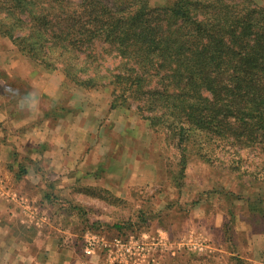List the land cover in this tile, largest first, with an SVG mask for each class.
<instances>
[{
  "label": "rangeland",
  "instance_id": "rangeland-1",
  "mask_svg": "<svg viewBox=\"0 0 264 264\" xmlns=\"http://www.w3.org/2000/svg\"><path fill=\"white\" fill-rule=\"evenodd\" d=\"M165 3L150 0L152 7ZM12 47L17 52L0 37V54ZM17 54L15 63H28L31 75H52L59 85L58 106L80 114L72 136L78 148L82 141L86 148L79 152L78 167L59 175L46 169L36 188L16 184L25 163L11 169L16 182L11 185L29 204L21 208L15 197L2 208V235L22 237L31 255L54 237L60 264H190L193 257L232 264L228 252L251 264L247 256L264 250V153L227 147L205 163L189 149L186 172L180 175V155L164 133L151 128L135 107L110 108L111 87H77L61 71ZM0 243V264L22 261L6 240ZM31 258L27 261L35 264Z\"/></svg>",
  "mask_w": 264,
  "mask_h": 264
},
{
  "label": "trees",
  "instance_id": "trees-1",
  "mask_svg": "<svg viewBox=\"0 0 264 264\" xmlns=\"http://www.w3.org/2000/svg\"><path fill=\"white\" fill-rule=\"evenodd\" d=\"M0 37L77 87H111L110 108L135 107L164 133L180 175L191 150L205 163L227 147L264 153V4L0 0Z\"/></svg>",
  "mask_w": 264,
  "mask_h": 264
},
{
  "label": "crops",
  "instance_id": "crops-1",
  "mask_svg": "<svg viewBox=\"0 0 264 264\" xmlns=\"http://www.w3.org/2000/svg\"><path fill=\"white\" fill-rule=\"evenodd\" d=\"M11 50L10 53L0 54V217L2 208H8L9 202L16 201L15 197L20 198L21 202L18 203L21 208H26L29 204L24 193L13 187L16 183L12 178L15 166L25 163V173L20 175L19 183L16 184L20 186V183L26 182L36 188L46 169L59 175L65 170L78 167L79 152L86 148L84 141L81 148H78L77 138L72 136V133H76L73 129L80 114L71 110V106L69 109L58 106L60 103L55 99V93L59 91V85L54 83L52 75H31L28 63L17 61L16 64L14 59L18 54L13 47ZM21 68L25 71L24 74L19 73ZM13 82L21 84V87L13 86ZM81 115L84 116L85 113ZM86 135L87 132L82 133V136ZM13 190L15 193L8 195ZM2 196H8L11 200ZM32 213L36 221L44 222L43 218L39 219L35 212ZM5 240L17 250L14 255L22 260L5 264H32V261H27L31 256L33 261H37L35 264H60L56 259L59 250L54 237H48L46 240L50 242L38 247L33 255L29 244L22 237L12 232L4 235L0 233V241ZM46 240L44 237L41 239L42 243ZM217 251L221 256L226 254L223 250ZM91 260L94 261L93 257ZM246 260L251 264H264V250L260 254L251 253Z\"/></svg>",
  "mask_w": 264,
  "mask_h": 264
},
{
  "label": "built area",
  "instance_id": "built-area-1",
  "mask_svg": "<svg viewBox=\"0 0 264 264\" xmlns=\"http://www.w3.org/2000/svg\"><path fill=\"white\" fill-rule=\"evenodd\" d=\"M91 250H92V249H88V250H87V252H89V253H90V252H91Z\"/></svg>",
  "mask_w": 264,
  "mask_h": 264
}]
</instances>
